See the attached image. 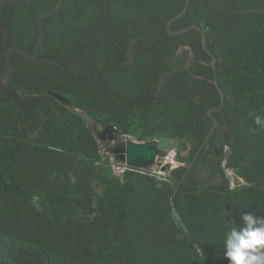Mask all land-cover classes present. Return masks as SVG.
<instances>
[{"label":"trees","instance_id":"16d2710c","mask_svg":"<svg viewBox=\"0 0 264 264\" xmlns=\"http://www.w3.org/2000/svg\"><path fill=\"white\" fill-rule=\"evenodd\" d=\"M56 2L5 4L31 23L0 32L2 59L33 51ZM184 3L109 0L88 55L105 0H64L39 55L18 54L0 90V264H229L225 233L264 216V0H192L172 23L201 26L216 70L198 29L167 32ZM81 111L140 141L172 136L181 164L114 173Z\"/></svg>","mask_w":264,"mask_h":264},{"label":"water","instance_id":"95a60500","mask_svg":"<svg viewBox=\"0 0 264 264\" xmlns=\"http://www.w3.org/2000/svg\"><path fill=\"white\" fill-rule=\"evenodd\" d=\"M32 0H0V21L3 18L4 14V6L6 3L12 4H26L31 2ZM192 0H185L183 8L174 16H172L166 23L167 32L172 35H180L192 28L198 29L201 32V41L202 45L205 50L212 56V60L209 62L214 69L216 70V62L217 57L216 55L209 49L207 45L206 33L198 24H190L185 26L181 29L174 30L172 29V23L184 16L189 8V5ZM64 0H57L56 5L50 9H47L41 12L37 17V24L39 27V35L34 45V50L32 52H28L25 50L21 45L14 44L6 51V71L5 74L8 73L10 66H11V55L12 52L17 51L23 57L27 59L36 58L39 54V49L41 44L46 38L47 35V27L45 24V18L52 16L55 14L60 8L62 7ZM105 20L104 21H97L91 23L87 26L86 31L94 39L93 46L91 47L88 55L93 51V49L97 46V39L96 37L90 32V28L94 25L103 26L109 22L110 19V10H109V0H105ZM87 55V57H88ZM4 74V75H5ZM220 95H221V105L224 103V95L223 91L218 83L217 78L214 80ZM57 101L64 105H72L71 100L65 97L62 94L48 91ZM220 108V107H219ZM79 110V109H78ZM211 115V114H210ZM119 133V130L114 125H107L103 128L102 133L97 134L100 140H105V137H108L109 142L117 141V136L114 133ZM178 142L172 137L168 135H161L157 138L149 139L143 142H135L129 141L126 147H123L121 143H117L114 146L113 153L120 159H126L130 164L137 166V167H148L150 166L157 154L161 153L162 151L174 150L177 149Z\"/></svg>","mask_w":264,"mask_h":264},{"label":"clouds","instance_id":"9594fccd","mask_svg":"<svg viewBox=\"0 0 264 264\" xmlns=\"http://www.w3.org/2000/svg\"><path fill=\"white\" fill-rule=\"evenodd\" d=\"M254 122L264 128V116L255 115ZM223 246L229 264H264V216L241 214L240 224L225 233Z\"/></svg>","mask_w":264,"mask_h":264},{"label":"built area","instance_id":"2783aa9c","mask_svg":"<svg viewBox=\"0 0 264 264\" xmlns=\"http://www.w3.org/2000/svg\"><path fill=\"white\" fill-rule=\"evenodd\" d=\"M119 142L121 143V145L123 147H126L127 143L129 141H135V142H143L138 140L137 138H135V136L131 135V134H126L123 133L121 135H119ZM117 141H112V145L117 144ZM108 158L110 161V165L113 169V172L116 174H123L124 172H126L127 170H130L133 167H137L134 166L132 164H130L126 159H120L118 158L116 155H114L113 153L108 154ZM181 164L180 161L177 160L176 158V149L174 150H168V151H162L161 153L157 154L154 162L148 166V167H138L141 169H144V171H150L152 173H156V174H160L163 176H167L169 175L170 171L173 170L174 168H176L177 166H179ZM227 174L228 177L231 181L232 186H237L234 184L232 178H239L237 177V175L235 174V172L231 169L227 170ZM241 181H243L241 178H239Z\"/></svg>","mask_w":264,"mask_h":264},{"label":"flooded vegetation","instance_id":"af4514ba","mask_svg":"<svg viewBox=\"0 0 264 264\" xmlns=\"http://www.w3.org/2000/svg\"><path fill=\"white\" fill-rule=\"evenodd\" d=\"M18 13L16 12V10L14 9H11V8H7V11H4V14H3V18L1 19L0 21V32H4V33H7L8 31H11V30H14V29H17L19 30L22 34H26L27 31H28V27L30 26V23H31V18H30V15H25V18H24V27L22 28H19L18 26H16L14 23L15 21L17 20V15ZM22 20V19H21ZM10 48V47H9ZM8 48V49H9ZM24 48V47H23ZM181 48V47H180ZM179 48V49H180ZM7 49V50H8ZM25 49V48H24ZM26 50V49H25ZM34 50V49H33ZM40 50V49H39ZM17 53V54H15ZM21 55L19 52L17 51H14L12 52V55H11V66H10V69L8 71L7 74H5V71H6V53H5V57L4 59H2V57H0V90L3 92L5 91L6 89V86H5V81H6V77L8 76V74L10 73L12 67H13V64H17L20 62V57L19 55ZM209 54V53H208ZM0 55H3L2 53V47H0ZM39 55V54H38ZM22 56V55H21ZM212 58V56H211ZM212 60V59H211ZM210 60V61H211ZM209 63V62H207ZM5 74V75H4ZM48 93V92H47ZM49 94V93H48ZM218 123V122H217ZM102 126V125H101ZM104 126H102V130H103ZM102 133V131H99L98 134ZM114 135L117 136V142L116 143H120L119 141V133H114ZM106 139L104 140L105 142L108 143V146H115V145H112L111 142H109L108 140V137H105ZM111 144V145H110Z\"/></svg>","mask_w":264,"mask_h":264},{"label":"rangeland","instance_id":"374dc122","mask_svg":"<svg viewBox=\"0 0 264 264\" xmlns=\"http://www.w3.org/2000/svg\"><path fill=\"white\" fill-rule=\"evenodd\" d=\"M81 112L86 117L89 125H91L94 128V131L96 134H98L99 131H102V126L100 124H98V122L95 119L88 116L84 111H81ZM102 146H103V150H104L106 155L113 153L112 150L110 149V146H108V143L105 142L104 140H102ZM232 180H233L235 185H241L242 184V181L239 178L233 177Z\"/></svg>","mask_w":264,"mask_h":264}]
</instances>
